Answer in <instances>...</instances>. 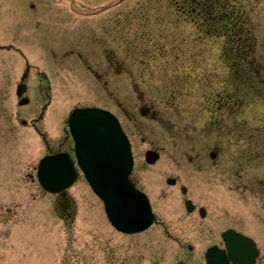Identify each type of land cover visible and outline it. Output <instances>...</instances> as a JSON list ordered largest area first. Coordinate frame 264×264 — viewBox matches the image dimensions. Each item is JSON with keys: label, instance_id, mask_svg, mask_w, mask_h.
Returning <instances> with one entry per match:
<instances>
[{"label": "rangeland", "instance_id": "1", "mask_svg": "<svg viewBox=\"0 0 264 264\" xmlns=\"http://www.w3.org/2000/svg\"><path fill=\"white\" fill-rule=\"evenodd\" d=\"M176 1L0 0V80L5 73L11 76L8 94L3 97L0 93V111H16L12 80L22 70L25 58L34 68L50 69L53 86L48 118L66 116L78 103L119 112L117 102L124 92L125 74L117 73L115 65L112 67V100L106 101L103 89L92 85L90 74L77 66L71 55H65L73 38L77 40L76 34L86 31L83 28H94L103 36V29L97 28L107 22L113 63L123 59L131 64L134 59L144 72L130 78L144 79L143 90L149 89L147 84L151 82L162 88L169 86L172 93L167 97H171L167 99L168 117L157 122L141 118L142 136L164 135L161 143H170L166 132L170 123L199 129L224 127L222 119L226 118L231 126L234 122L235 139L246 138L251 143L249 139L255 136L248 134L264 127V84L252 85V74L248 76L242 73L243 68L237 69L239 55L236 51L231 53L234 50L230 48L239 41L246 48L250 65L264 72V0H218L220 9L215 10L214 16L220 19L210 22L217 28L212 32H207L208 18L201 24L188 21L192 14L181 13L179 10L184 7L179 6L181 0ZM209 10L206 15L213 14ZM237 35L244 37L239 39ZM57 40L59 46L55 44ZM48 41L55 44L54 54L45 50ZM9 43L17 50L7 49ZM218 92L231 98L234 109L229 118L222 114L213 116L204 108L206 102L201 96ZM161 105L166 107V103ZM18 135L14 147L15 197L21 205L16 209V225L10 231H0V264L203 263L205 245L179 246L177 241L201 244L213 236L217 228L214 219L216 223L222 213L216 211L217 206H209L207 216L201 219L196 213L188 215L178 205V199H153L162 225L134 235L122 234L110 225L101 201L82 176L67 190V199L44 193L38 183L22 181L19 175L33 172L44 148L39 138L26 129ZM160 165L165 169L167 163L162 161ZM259 170L254 174H262L261 167ZM236 198L235 195V216L250 211L251 205H241L242 201ZM228 200L230 204H225L224 209L231 211L233 199ZM249 231L253 232V227ZM261 251L264 259V247Z\"/></svg>", "mask_w": 264, "mask_h": 264}, {"label": "flooded vegetation", "instance_id": "2", "mask_svg": "<svg viewBox=\"0 0 264 264\" xmlns=\"http://www.w3.org/2000/svg\"><path fill=\"white\" fill-rule=\"evenodd\" d=\"M107 24L104 22L97 28L103 29V36H99V31L94 28H83L82 31H86L76 34L77 40L73 38L65 55H71L77 66H81L84 72L90 74L92 85L103 89L106 101L112 100V67L115 65L117 73L125 74L124 92L121 100L117 102L119 112H113L130 140L133 155L130 180L147 195L155 214L153 225H162L155 213L153 199H178V205L182 206L188 215L196 213L201 219L207 216L209 206H217L216 211L222 213L216 223L214 219L217 228L213 236H208L201 244L178 240V245H216L225 248L222 233L233 230L255 242L259 254L254 264H261L262 261L264 264V259H261V248L264 247V127L255 128L252 130L253 134H248L255 136L249 139L251 143L246 138L235 139L234 122L231 126L226 118L222 119L224 127L213 125L199 129L195 126L191 128L170 123L166 131L170 143H161L164 135L142 136L141 118H150L157 122L168 117L170 106L167 99L171 97H167L172 93L169 86L162 88L151 82L147 84L150 88L143 90L142 87L146 84L144 79L130 78L137 76L136 74L141 76L144 72L141 65L134 64V59L131 64L123 59L117 64L113 63L111 32ZM56 36H59L58 39L62 42V36L59 33ZM55 44L58 45V40ZM54 45L48 41L44 44L47 47L45 50L50 49L54 54ZM6 47L13 48L11 43L6 44ZM24 61L22 70L17 72L12 80L16 111H0V183H3V187H0V231H10L16 225V209L21 205L16 202L15 197L17 176L14 147L22 130L26 129L39 138L44 148L43 154L63 153L74 159V144L67 128L68 116L48 118L47 115L52 103L53 79L48 72L50 69L34 68L28 64L27 59L24 58ZM8 74L9 72L5 73L4 79L0 80V93L3 97L8 94L6 89L11 85V76ZM201 97L206 102H203L204 108L210 110L213 116L222 114L229 118V113L232 114L234 106L227 93L218 92ZM163 103H166V107L161 105ZM172 107L175 109L174 105ZM106 109L112 111L109 107ZM239 142L241 145L238 147ZM162 161L167 163L165 169L160 167ZM259 167L263 170L262 174H254L260 172ZM32 169L34 172L19 175L22 181H37L35 165ZM235 195L238 201H242L241 205H251L252 208L246 214L235 216ZM197 197H201L203 202H198L201 198L196 200ZM228 198L233 199L231 211L224 209L225 204H230ZM251 227L253 232L249 231Z\"/></svg>", "mask_w": 264, "mask_h": 264}, {"label": "water", "instance_id": "3", "mask_svg": "<svg viewBox=\"0 0 264 264\" xmlns=\"http://www.w3.org/2000/svg\"><path fill=\"white\" fill-rule=\"evenodd\" d=\"M69 129L77 163L93 191L102 199L111 223L124 232L146 228L153 215L145 195L135 191L128 180L132 160L128 142L116 119L105 110L78 108L70 115ZM38 176L44 188L57 192L72 184L75 172L68 156L60 154L44 158L39 164ZM255 254L253 251L249 255V246L230 245L228 254L211 247L205 258L206 264H231L229 259L233 263L251 264Z\"/></svg>", "mask_w": 264, "mask_h": 264}, {"label": "trees", "instance_id": "4", "mask_svg": "<svg viewBox=\"0 0 264 264\" xmlns=\"http://www.w3.org/2000/svg\"><path fill=\"white\" fill-rule=\"evenodd\" d=\"M181 2H183V0H181ZM191 14H192V16H198L197 12H194V13L191 12ZM235 46H236V47H235V49H236L237 46H238V43H236ZM238 47H239V46H238Z\"/></svg>", "mask_w": 264, "mask_h": 264}]
</instances>
